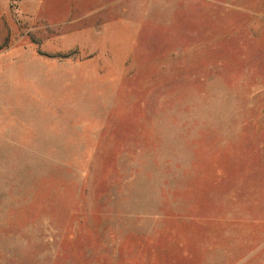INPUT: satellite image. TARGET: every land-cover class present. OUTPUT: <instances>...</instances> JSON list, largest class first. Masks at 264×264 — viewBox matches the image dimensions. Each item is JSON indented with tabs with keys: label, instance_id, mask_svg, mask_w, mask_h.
<instances>
[{
	"label": "rangeland",
	"instance_id": "1",
	"mask_svg": "<svg viewBox=\"0 0 264 264\" xmlns=\"http://www.w3.org/2000/svg\"><path fill=\"white\" fill-rule=\"evenodd\" d=\"M0 264H264V0H0Z\"/></svg>",
	"mask_w": 264,
	"mask_h": 264
}]
</instances>
